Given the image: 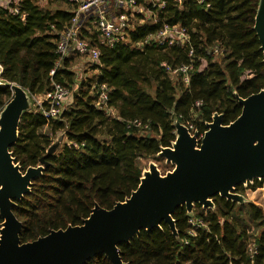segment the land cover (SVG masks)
<instances>
[{
	"label": "trees",
	"instance_id": "1",
	"mask_svg": "<svg viewBox=\"0 0 264 264\" xmlns=\"http://www.w3.org/2000/svg\"><path fill=\"white\" fill-rule=\"evenodd\" d=\"M146 1L137 3L150 10L149 19L139 23L142 17L135 13L137 20L132 27L129 20L124 39L113 47L98 41L91 21L84 24L80 36L98 47L99 63L92 64L96 73L79 84L69 68L76 53L56 66V41L74 4L47 0L43 6L39 0H20L18 5L0 6V111L12 94L3 86L7 83H16L31 95L52 91L54 83L75 88L58 118L47 119L40 109L20 117L17 140L10 147L14 163L24 172L42 157L47 162L13 207L22 222L21 242L79 225L95 204L110 209L129 197L142 176L140 160L157 155L175 140L174 120L201 134L214 113L222 115L224 125L240 114L236 96L245 98L264 89L263 54L254 29L259 0ZM54 2L67 6L50 8ZM14 7L18 12L9 11ZM164 25L179 26L188 40L183 45L145 41ZM89 27L94 28L92 35ZM215 47L221 54L216 58ZM190 61L194 70L184 85L171 70ZM96 81L108 89L103 107L96 105L98 95L92 92L91 83ZM133 120L147 128L131 125ZM57 134L63 140L46 155ZM262 180L237 185L235 192H250ZM212 201L211 208L194 204L198 210L191 213L177 207L172 213L176 234L165 222L160 228L142 230L119 244L121 259L129 264H264V209L219 195ZM190 218L202 220L205 227L191 224ZM2 221L0 216V227ZM250 243L256 246L252 256L247 250ZM85 264L111 262L98 255Z\"/></svg>",
	"mask_w": 264,
	"mask_h": 264
},
{
	"label": "water",
	"instance_id": "2",
	"mask_svg": "<svg viewBox=\"0 0 264 264\" xmlns=\"http://www.w3.org/2000/svg\"><path fill=\"white\" fill-rule=\"evenodd\" d=\"M254 29L264 60V0H259ZM12 92L0 111V264H85L95 256H105L111 264H129L121 259L119 244L140 231L160 228L165 222L176 234L172 213L184 206L188 213L198 203L213 207L219 195L240 202L237 185L264 179V89L245 98L237 97L240 114L229 124L214 113L201 138L183 123L173 121L175 140L157 154L173 165L160 174L154 163L142 171L139 184L123 201L110 209L95 204L79 225L50 230L35 240L21 242L22 222L13 207L30 191L47 162L39 159L24 172L14 163L10 147L17 140L21 115L29 111L28 92L16 83H7ZM63 135L47 148L52 154Z\"/></svg>",
	"mask_w": 264,
	"mask_h": 264
},
{
	"label": "built area",
	"instance_id": "3",
	"mask_svg": "<svg viewBox=\"0 0 264 264\" xmlns=\"http://www.w3.org/2000/svg\"><path fill=\"white\" fill-rule=\"evenodd\" d=\"M76 6L69 23L59 34L56 41V53L58 60L56 66L64 58H68L71 52L78 56L87 57L92 64L99 63V49L97 46L91 44L87 39L82 38L81 28L87 21H91L94 25L100 43L107 47H113L118 41L124 39L125 30L129 26V18L135 13L142 11V5L137 3V0H66ZM20 0H0V6L7 7L10 4L18 5ZM162 4V3H161ZM159 4V5H161ZM9 11L16 13L17 8H9ZM155 39L159 44H178L183 45L188 37L185 31L179 26L169 27L164 25L155 35H149L145 41ZM212 54L216 58L220 54V49L215 47L212 49ZM189 55H192L190 50ZM194 70L192 62L181 64L179 67L171 70L174 75H180V79L184 85L189 82L191 72ZM54 73V69L51 70ZM92 92L97 94L96 105L103 107L108 100V89L106 84L98 83L97 81L91 83ZM70 91L67 87L60 84L53 85L52 91L39 95L36 105L41 110L42 115L47 119H56L63 110L66 98ZM36 99V97L34 98ZM200 101L195 102V106L199 107ZM107 111L114 116L115 113L112 108H107ZM131 125L137 127L147 128L142 126L137 120L130 122ZM191 133L194 132L192 125H186ZM199 134V133H198ZM203 133L199 134V137ZM251 182V181H250ZM258 189V188H257ZM190 223L205 227L202 220L190 218ZM189 234L194 235L195 232L191 230ZM250 256L256 252L254 243H250L247 248Z\"/></svg>",
	"mask_w": 264,
	"mask_h": 264
},
{
	"label": "rangeland",
	"instance_id": "4",
	"mask_svg": "<svg viewBox=\"0 0 264 264\" xmlns=\"http://www.w3.org/2000/svg\"><path fill=\"white\" fill-rule=\"evenodd\" d=\"M148 2L156 3V0H147L146 3H148ZM39 3L43 6H46L47 0H39ZM55 6L65 8L67 6V4L65 5L62 2H54L52 5H50V8H53ZM139 14L142 17V18H138L139 23L144 21V20L149 19V17L151 16L150 10H148V8H146L144 5H142V11ZM135 17L136 16L134 14L133 16H131L129 18V20L131 21L130 27H132L133 22L137 20ZM88 32H89V35H92V33L95 32L94 28L89 27ZM97 38H98V36H97ZM98 41L100 42L99 38H98ZM69 68H70V70H72L75 73V82L78 84L81 81H88V79H90V77H92L93 74L96 72L93 69V65L90 62V60L87 57H81V56L71 58L70 62H69ZM71 87H73V85ZM74 89L75 88L73 87L72 90H69L70 91V94L68 96L69 98L68 97L66 98L65 103L63 104L64 107L67 106V104L70 102V100H72L70 95L73 93ZM28 96H29L28 97L29 98V110H38L36 102L38 101L37 99L40 96L39 95H31L29 93H28ZM35 97H36V99H34ZM44 131H46V128H44ZM58 136H60V134H57V137ZM140 161H141L140 163H141V167H142L143 171L148 169V166L150 163H154L156 165L160 174H165L166 172L172 170V168H173V165L170 162H166L165 159L160 158L158 155H155V156H152L149 158H144V159H141ZM258 180H260V179H258ZM251 183H253V180L251 182L243 183L242 187H246ZM235 193L240 196V202H238V203L252 202V203L258 205L259 207H261L262 209H264V179L262 180L258 189L256 188L250 192H245L244 194L240 193V191L239 192L236 191ZM194 209L198 210L193 205V210Z\"/></svg>",
	"mask_w": 264,
	"mask_h": 264
},
{
	"label": "crops",
	"instance_id": "5",
	"mask_svg": "<svg viewBox=\"0 0 264 264\" xmlns=\"http://www.w3.org/2000/svg\"><path fill=\"white\" fill-rule=\"evenodd\" d=\"M204 65H205V64L203 63V65H202V66H204ZM95 73H96V72H95ZM95 73H94V74H95Z\"/></svg>",
	"mask_w": 264,
	"mask_h": 264
}]
</instances>
